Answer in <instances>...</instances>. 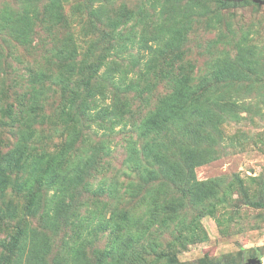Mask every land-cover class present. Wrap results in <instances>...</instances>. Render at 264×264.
<instances>
[{
	"label": "rangeland",
	"instance_id": "374dc122",
	"mask_svg": "<svg viewBox=\"0 0 264 264\" xmlns=\"http://www.w3.org/2000/svg\"><path fill=\"white\" fill-rule=\"evenodd\" d=\"M51 1L38 2V14L33 13V44L25 47L2 30L4 21L1 16L6 18L10 12H21V0H0V50L3 54L0 74L4 69V57H7L9 68L5 67L11 77L10 80L0 75V105L2 108L8 104L16 105L19 94L23 95L30 88L32 73L36 76L43 71L50 76L41 87L43 107L37 118H31V125L29 117H26L25 125L18 126L0 111V153L10 156L7 151L16 144L19 132L21 138H25L31 127L33 134L29 141L34 144V151L58 152L77 127L80 138L73 152L82 156L81 162L87 159L90 165L96 162L97 167L96 172L95 168L91 169L93 175L88 185L91 193H85L86 197L82 198L83 213L93 214L95 211L93 217L99 225L100 221L105 223L114 210L131 208L139 211L140 207L113 200L110 192L140 176L141 170L132 164L136 153L140 154L149 139L144 138L139 126L147 113L176 89L167 76L181 78L183 82L178 89L186 95L210 96L209 110H214L216 117L220 118L214 128L212 125L218 118L209 117L206 130L200 134L205 141L199 145L212 149L214 155L194 169L198 181H213L208 188L212 195L205 203L208 207L188 211V221L196 218L203 240L186 243L184 247L175 243L172 248L168 245H172L173 233L159 232L155 234L156 247L172 248L179 261L188 263L205 258L214 264H245L250 258L259 257L264 264V5L247 0L234 7H223L220 0H200L208 7V13L194 15L192 21L183 27L180 10L176 11L175 20H170L167 25H161L162 22L157 20L161 12L167 13L162 8L165 0H60L67 29L60 24L48 27L42 22V5ZM171 14L174 16L175 13ZM173 26L175 32L181 31V34L175 33V37H179L178 47L170 48L160 39H154L155 33L170 32ZM68 33L73 38L70 45L73 50H78L79 58L87 62H99L103 58L98 79H91L94 85L97 80L102 81L101 74L109 70L115 75L116 83L130 86L124 94L117 87L120 97L126 99L131 109V118L126 122H108L100 113L112 102L113 85L98 93L96 103H90L87 116L76 114L81 98L74 100L70 108L64 104L63 113L64 95L70 100L71 91L85 94L83 82L85 77L89 78V70L84 68L81 75L76 73L68 79L65 67L56 58L64 53L60 42ZM239 43L250 47L245 56L252 59L249 61L252 66L244 68L246 76L243 80L226 86L214 78L215 64L225 58H236ZM114 61L120 66L113 65ZM65 84L68 89L64 94ZM138 89L143 90L141 96ZM228 101L235 103L233 108L221 104ZM189 116L188 112L183 118L193 122ZM207 136L209 139H204ZM196 139L190 144H196ZM132 152L134 156L131 158L129 154ZM17 170H9L7 190L0 193V264H22V261L25 264V258H16L15 248L9 245V239L19 228L28 223L29 227L44 229L43 219L39 215L31 216L27 211V195L13 188L15 176L19 174ZM94 192L96 197H92ZM95 232L98 233L97 239L87 250L93 260L97 251L105 250L110 241L107 228L95 229L93 237ZM73 236V231L67 229L52 234L50 264L56 255L66 250V242L73 244L69 239ZM125 246L128 247L124 254L128 260L126 264H134V247L136 249L140 244L127 243ZM154 258L155 255L148 254L140 264H152Z\"/></svg>",
	"mask_w": 264,
	"mask_h": 264
},
{
	"label": "trees",
	"instance_id": "16d2710c",
	"mask_svg": "<svg viewBox=\"0 0 264 264\" xmlns=\"http://www.w3.org/2000/svg\"><path fill=\"white\" fill-rule=\"evenodd\" d=\"M39 1L42 0H21L23 4L21 12H10L6 18L4 15L1 16L4 21L2 30H5L18 45L28 47L33 44L32 33L35 23L33 19L34 14H38ZM246 1L220 0V4L223 7H234ZM59 5L60 0H52L49 4L42 5L44 11L42 22L48 27H57L58 24L60 27H67ZM162 8L167 13L161 12L157 17V20L162 22L161 25H167L170 20L176 18V11L179 10L183 27H185L184 24L192 21L194 15L200 16L208 13V7L200 0H165ZM153 9L156 8L153 6ZM171 12L175 13L174 16ZM175 33L181 34V31L175 32V26H173L170 32L155 33L154 39H160L170 48L178 47L179 37L176 38ZM72 39L68 33L60 42L64 47V53L57 55L56 58L65 67L68 79L76 73L81 75L84 68H88L89 78L85 77L83 82L85 94L80 91L78 93L77 90L71 91L70 100L64 95L61 105L63 113L65 112L64 104H68L67 108H70L74 100L81 98L76 114L81 113L82 116H87L90 103H96L98 93L105 92L107 86L113 85L115 90L112 102L102 108L100 113L104 114L108 122L116 124L126 122V119L131 118L129 115L131 109L125 102L126 99L120 97L118 88L122 90L121 94H124L129 91L130 86L123 87L122 84L116 83L118 81H114L115 75H112L109 70L101 74L102 81L97 80L94 85L91 79H98L100 75L98 68L103 58H100L99 62H87L79 58L78 50H73L70 45ZM248 48L250 47L239 43L237 45L239 55L236 58L233 60L225 58L217 62L213 71L214 78L219 82H224L226 86L243 80L246 76L244 68H249L251 65L249 61L252 60L245 56ZM2 57L0 50V60ZM9 62L10 60L4 57V69L0 75L11 80L6 68H9ZM113 65L117 66L118 63L114 61ZM31 76L33 77L29 82L30 88L23 95L19 94L16 105L8 104L6 108L0 105L2 114L8 116L10 121L17 123L18 126L26 124L28 120L26 117H29L31 125V122L33 123L31 118H37L39 110L43 107L41 99L44 95H42L41 87L44 80L50 76L43 71H39L36 76L32 73ZM167 77L175 84L176 89L165 95L156 108L147 113V117L139 126L144 138L149 139L143 149L139 150L140 154L136 153L135 163L132 164L141 170V174L135 179H129L121 185V188H114L110 192L113 200L140 207L139 211H132L131 208L114 210L110 218L105 220V223L100 221L99 225L93 217L95 211L93 214L83 213L82 198L86 197L85 193H91L88 185L90 176L93 175L91 169L95 168L96 162L90 165L91 163L86 159L83 163L81 162L82 156L73 152L80 138V130L77 127L62 150L59 149L58 152L34 151V144L32 145V141H29L33 134L31 127L25 138H21V131L19 132L16 144H13L12 148L7 151L10 156L8 153H0V193L7 190L9 170L18 168L19 174L15 176L16 184L13 183V188L27 195L29 202L26 206L31 216L39 215L43 219L44 229L29 227L27 223L26 227L22 228L23 230L19 228L9 239V245L12 249L15 248L16 258L20 257L22 260L25 258V264H50L48 256L53 246L52 234L67 229L74 233V236L69 238L73 244L66 242L69 246L66 245V250L53 258V264H126L128 260L124 254L125 250L128 251V247L125 246L127 243L140 244L136 249L134 247V251L136 250L134 264L142 263L148 254L155 255L152 264H214L212 261L207 262L205 258L189 263L179 261L177 253L172 248L175 243L184 247L186 243L203 240V233L199 230L200 226L196 218L188 221L190 214L188 211L197 207L202 210L205 206L208 207L205 203L212 195L208 192V188L213 181H198L194 169L214 155L212 149L202 148L199 143L205 141L201 139L200 134H203L201 131L206 130L207 119L216 117V113L214 110H209L210 96L199 93L183 94L178 89L183 80L172 77L170 74ZM29 78L30 75L28 80ZM67 89L68 85L65 84L64 94ZM137 92L141 96L143 90L138 89ZM217 104H220L219 101ZM221 104L228 108H233L235 105L231 101ZM188 112L193 122L183 118ZM219 119L213 123L214 128L217 127L215 123H218ZM77 121L79 123L80 119L78 118ZM194 138H197L196 144L191 145L190 142L194 141ZM204 139H209V137ZM132 154L133 152L129 154V157L132 158L134 156ZM142 160H145V163ZM102 194H105L103 189ZM92 197H96V192ZM198 216L200 217V214ZM106 228L110 233L108 247L99 253L97 251V257L93 260L87 252L88 247L97 239L98 233L95 232L93 237V232L95 229L101 231ZM166 231H171L174 235L172 245H168L172 248L157 249L158 242L155 234ZM149 248L150 251H148Z\"/></svg>",
	"mask_w": 264,
	"mask_h": 264
},
{
	"label": "water",
	"instance_id": "95a60500",
	"mask_svg": "<svg viewBox=\"0 0 264 264\" xmlns=\"http://www.w3.org/2000/svg\"><path fill=\"white\" fill-rule=\"evenodd\" d=\"M254 2L264 5V0H253ZM245 264H262V261L259 257L250 258Z\"/></svg>",
	"mask_w": 264,
	"mask_h": 264
}]
</instances>
